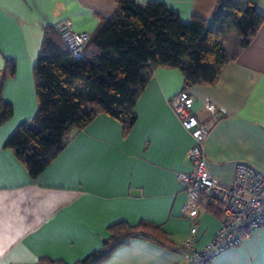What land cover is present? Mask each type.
<instances>
[{
    "label": "crops",
    "instance_id": "crops-1",
    "mask_svg": "<svg viewBox=\"0 0 264 264\" xmlns=\"http://www.w3.org/2000/svg\"><path fill=\"white\" fill-rule=\"evenodd\" d=\"M144 3L149 0H138ZM176 10L184 22L210 18L220 0H157ZM118 8L117 0H0V107H13L0 124V264H40L43 258L75 264L102 248L116 222L149 221L168 235L173 248L137 237L98 264H182L183 244L193 221L184 214L187 192L178 179L190 172L194 144L170 105L185 88L179 68L159 66L136 100L138 119L129 133L106 113L75 131L64 150L36 178L7 141L38 112L35 65L47 27L70 23L90 36ZM264 14V0L257 1ZM224 49L237 53L215 85L188 89L195 110L208 118L205 103L216 104L219 120L206 143L208 167L225 182L237 164L264 169V23L250 45L228 34ZM15 73L2 81L6 62ZM208 207V206H207ZM203 208L197 218L198 245L211 242L221 214ZM211 264H264V227Z\"/></svg>",
    "mask_w": 264,
    "mask_h": 264
},
{
    "label": "trees",
    "instance_id": "trees-1",
    "mask_svg": "<svg viewBox=\"0 0 264 264\" xmlns=\"http://www.w3.org/2000/svg\"><path fill=\"white\" fill-rule=\"evenodd\" d=\"M117 1L116 12L91 35L81 58L54 26L45 31L34 68L38 112L7 141L34 178L64 150L75 131L102 113L120 120L129 133L138 119V95L157 67L181 69L186 89L215 85L226 64L238 55L225 52L226 36L237 35L240 48H245L264 23L258 0H220L210 18L194 15L189 22L163 1ZM14 73L15 63L8 60L2 81ZM12 114V105L1 100L0 124ZM207 208L221 214L215 201ZM109 232L102 248L75 264H98L137 237L173 248L166 232L149 221H119ZM40 264L67 263L43 258Z\"/></svg>",
    "mask_w": 264,
    "mask_h": 264
},
{
    "label": "built area",
    "instance_id": "built-area-1",
    "mask_svg": "<svg viewBox=\"0 0 264 264\" xmlns=\"http://www.w3.org/2000/svg\"><path fill=\"white\" fill-rule=\"evenodd\" d=\"M56 30L71 52L81 58L91 36L75 31L70 23ZM170 105L195 141L188 151L193 169L178 174L180 184L187 192L183 211L193 221L182 247V264H211L218 255L240 246L256 229L264 227V169L242 161L237 164L231 182L214 176L208 167L206 143L220 118L216 104L206 102L208 118L201 119L195 110L193 94L183 88L172 97ZM214 201L220 207L221 226L213 240L200 247L197 218L201 210Z\"/></svg>",
    "mask_w": 264,
    "mask_h": 264
}]
</instances>
